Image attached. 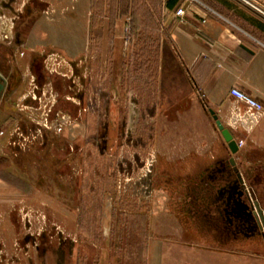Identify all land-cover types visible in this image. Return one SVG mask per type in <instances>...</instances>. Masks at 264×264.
<instances>
[{
    "label": "crops",
    "instance_id": "0c3cea01",
    "mask_svg": "<svg viewBox=\"0 0 264 264\" xmlns=\"http://www.w3.org/2000/svg\"><path fill=\"white\" fill-rule=\"evenodd\" d=\"M163 2L160 9L162 26L169 29L170 66L190 88L191 100L197 101V93L201 100L202 114L196 108L186 115L179 113L177 126L184 125L186 118L187 127L193 126L194 136H216L219 131L210 114L214 111L234 139L243 141L239 152L264 153V110L254 112L230 94L231 89L238 88L264 105V16L238 0H180L171 11L164 8ZM180 8L185 11L183 17L176 16ZM91 22V0H54L36 17L31 33L33 54L26 55L28 63H18L6 76L2 72L10 88L4 97L3 111L19 119L23 114L29 120L64 124L67 137L84 128L81 121L89 106L85 101L87 77L82 64L87 62L90 51ZM106 24L111 43L102 55L110 52L112 64H119L122 75L125 48L123 42L119 51L113 46L122 40L125 24L119 18L113 34L109 32L108 18L103 21V31ZM39 57L46 58L45 69L38 66L37 76L31 77V63ZM167 68L165 72L171 69ZM29 76L36 82L34 87L27 80ZM201 120L203 127H198ZM223 146L224 143L218 151H212L211 145L204 146L198 154V172L191 171L168 182L179 196V203L183 201L180 208L152 209L147 212L149 225L146 220L139 224H132L131 220L119 223L117 217H126V211L105 208L101 229L96 235L92 233L90 239H86L89 229L79 223L81 214H90L87 208L58 206L49 191L35 190L45 183L42 176L35 181L29 174L24 181L0 178V264H88L89 259L91 264H264L259 235L234 228L241 217L233 218L235 215L225 206L229 196L224 191L227 182L221 176L207 177L228 159ZM49 150L43 149L46 153ZM36 157L35 151L26 163L41 161H36ZM234 159L244 162V158ZM195 173L197 176L191 180ZM26 182L34 189L26 190ZM185 183L187 194L180 196ZM262 186L264 189V182ZM260 197L264 209V193ZM230 217L233 224L228 227L225 221ZM85 242L93 255L83 250ZM80 251L85 259L79 257Z\"/></svg>",
    "mask_w": 264,
    "mask_h": 264
},
{
    "label": "rangeland",
    "instance_id": "374dc122",
    "mask_svg": "<svg viewBox=\"0 0 264 264\" xmlns=\"http://www.w3.org/2000/svg\"><path fill=\"white\" fill-rule=\"evenodd\" d=\"M52 1L54 0H0V54H5L6 58L12 61V64L5 62L3 65L0 62L1 71L5 76L8 70L10 73L12 67L18 63H28L26 55L32 53L30 49L33 47L31 42L33 22L49 8ZM246 1L264 11V3L256 0ZM250 5L247 6L251 8ZM157 12L158 26L152 33L154 40L146 43L142 50L139 48L140 51L133 45L135 39L133 41L129 36L130 16L120 17L125 24L122 40H117L118 43L116 42L113 47L118 49L123 42L127 53L128 68L122 75L119 64L118 67L116 64L118 61L115 62L116 66L112 64L110 52L108 55L105 53L102 55L103 49L107 50L108 44L111 43L106 35L108 25L106 24L103 31L98 23L95 24L87 62L82 64L84 76L87 77L84 90L86 89L85 101L89 109L81 121L84 128L78 130L74 136H66L64 124L29 120L23 114L19 119L11 116V112L3 111L6 105L4 97L10 88L0 100V178L4 177L11 181L17 178L24 181L29 174L30 179L35 181L42 176L45 183L35 190L49 191L55 200L57 199L58 206L65 204L73 209L87 208L90 214L84 217L83 223H80L89 229L86 231L89 236H92V233L96 235L99 227L101 229V213L105 208L126 211V217H117L119 223L131 220L132 224H139L140 220L142 223L146 220L148 225L151 218L147 212L152 209L180 208L179 205H182L183 201L179 203V196L176 191L173 192L172 183L168 186V182L172 181L173 177L187 175L188 172L195 170L198 172L200 162L198 154L202 152L204 146L211 145L212 151L215 149L218 151L224 143L223 148L228 151V158H244L243 163L235 165L241 168L247 188L248 186L255 188L257 195L260 196L264 193L262 186L264 153L250 154L240 151L237 155H232L220 132L217 131L219 134L216 136L210 133V136L205 138L194 136L191 128L193 126H189L190 129L187 127L186 118L184 125L177 126L179 121L175 120L179 113L186 115L195 108L196 112H202L201 100L198 99V93L197 101L191 100L190 88L186 87L173 66H170L172 61L168 60L167 45L169 29L162 26L160 7H157ZM104 15L105 13H97L98 19ZM103 37H106V40ZM112 45L110 44V48ZM11 56H14L12 60ZM45 60L46 58L39 57L38 60L30 62L31 77L37 76L38 66L41 65L45 69ZM140 65L145 66L140 68ZM167 67L171 69L165 72L164 68L168 69ZM31 77L29 76L27 80L34 87L36 82L34 83ZM110 96L113 97L109 98ZM57 109H60L59 105ZM113 111L116 112V118H113ZM22 125L29 129V137L37 133L38 138L25 141L22 137ZM197 126L203 127V120L198 122ZM108 128L114 129V136L107 137ZM41 129L44 130L43 135H47V148L51 149V152L49 150L46 153L40 149L44 142L38 135ZM188 129L191 131L188 132ZM51 131L54 132L53 135ZM20 141L23 144H19ZM142 143H146V146ZM64 145L67 146L66 157L61 150ZM29 148L30 151L33 149L32 153L37 152L38 160L41 161L26 163L31 153L28 156L23 154ZM194 152L197 156L195 161ZM20 160H24V163ZM196 174L198 173L193 174L190 179L193 180ZM25 185L28 191L34 189L31 183L26 182ZM184 185L180 196L187 194V185L186 183ZM175 194L177 196H174ZM92 213L94 215H91ZM259 237L261 247L264 249V234H259ZM83 246L86 254L93 255L91 247L85 243Z\"/></svg>",
    "mask_w": 264,
    "mask_h": 264
},
{
    "label": "trees",
    "instance_id": "16d2710c",
    "mask_svg": "<svg viewBox=\"0 0 264 264\" xmlns=\"http://www.w3.org/2000/svg\"><path fill=\"white\" fill-rule=\"evenodd\" d=\"M180 0H164V8L171 11L178 4ZM161 0H91V11H92V22H91V36H93L92 29L95 24L98 23L99 27L102 28V24L105 18L109 19V32L113 34L115 22L118 18L123 16H130V24L129 36L131 40L135 39L134 46L136 48H142L146 43L152 42L154 39L152 38V33L155 29H157V7H160ZM104 9V10H103ZM97 13H105L103 17L100 19L97 17ZM103 15V14H102ZM152 44V43H151ZM140 51V49H139ZM171 57H169V62H171ZM127 53H125V58L123 61V72L125 74L127 71ZM145 64V63H144ZM145 65H140V68ZM40 67V66H39ZM147 68L148 65H147ZM84 208V207H81ZM87 215V214H86ZM85 215V216H86ZM83 214L79 217V223L83 221ZM87 217V216H86ZM89 219V218H88ZM83 223V222H82ZM82 223H80L82 225ZM88 238L90 239L89 233L87 232ZM88 244V242H85ZM88 247H91L88 245ZM79 257L81 259H85L83 257V252L80 251ZM88 264H91L90 259L88 260Z\"/></svg>",
    "mask_w": 264,
    "mask_h": 264
},
{
    "label": "flooded vegetation",
    "instance_id": "af4514ba",
    "mask_svg": "<svg viewBox=\"0 0 264 264\" xmlns=\"http://www.w3.org/2000/svg\"><path fill=\"white\" fill-rule=\"evenodd\" d=\"M27 9L29 10V7H27ZM12 58H14V56H11V60H12ZM0 62L2 65L5 62L12 64V61H10V59L6 58L5 54H0ZM1 75H2V71H1V67H0V83L3 85V90L1 92L0 100L3 98V95L8 90V82H6L5 79H3ZM33 129L34 128H31V130H33ZM21 131H23L22 137H24L25 141L27 139L33 140V139L38 138V136H36L37 133H34V134H32V137H29V129L28 128L22 129ZM43 131L39 132L40 134L38 133V135L41 136L42 139H44V142L42 143V147L40 148L41 150L45 149L48 146L47 135H45V134L43 135ZM114 134H115L114 129L108 128L107 137H110L111 135L114 136ZM107 141L109 144V142H110L109 139ZM21 142L22 141H20L19 144H23V142L22 143ZM19 149L20 148H18V150ZM61 150L65 153L64 155L66 157L67 146L64 145L63 147H61ZM20 151H21V149H20ZM25 151H26V149H25ZM32 152H33V149L30 151V148H29L27 150V152L23 155L28 156ZM21 159H23V157H21ZM37 159H38V157H37ZM20 162L24 163V160H20ZM235 163H237L236 159L228 158L227 160H225V162L221 163L222 167L220 169H217L216 171L212 172L211 174H207V177L213 178V175L221 176L220 178L223 181L227 182L226 183L227 186L224 189V191H226L227 194L231 191L232 192L235 191L236 193L244 192L243 199L246 201V203L249 204V206L251 207V211H253L254 213H255V211H254L253 204H256L257 214L255 213V221L252 218L251 219L250 218H246V219L243 218L240 220L241 222L237 220L238 223L236 226H234V228H236L237 231L239 230V228L240 229L242 228V230H240V231L242 233H245L248 235H255V236H257L259 234L262 235V234H264V209L260 205L259 195H257L255 188H253L251 186H248V188H247V183H246V180L243 176L242 170L238 165H235ZM215 178H218V177H215ZM256 179L257 178L255 177V182L257 181ZM227 200H228V195L225 199V202H224L225 204L227 203ZM232 217L235 218L237 216H232ZM225 223L228 227H231L230 225L233 224L231 217L227 218Z\"/></svg>",
    "mask_w": 264,
    "mask_h": 264
},
{
    "label": "water",
    "instance_id": "95a60500",
    "mask_svg": "<svg viewBox=\"0 0 264 264\" xmlns=\"http://www.w3.org/2000/svg\"><path fill=\"white\" fill-rule=\"evenodd\" d=\"M3 90V85L0 83V96ZM210 114L215 121L216 129L220 132L223 137L229 151L232 155H236L239 152V146L237 141L234 139L231 132L225 128L222 122L218 119V116L214 111H210ZM244 192L236 193L235 191L229 192L227 203L225 204L227 209L231 210V213L235 214L237 217L243 218H252L255 221V213L251 211V207L248 203L243 199ZM256 206V204H254Z\"/></svg>",
    "mask_w": 264,
    "mask_h": 264
},
{
    "label": "built area",
    "instance_id": "2783aa9c",
    "mask_svg": "<svg viewBox=\"0 0 264 264\" xmlns=\"http://www.w3.org/2000/svg\"><path fill=\"white\" fill-rule=\"evenodd\" d=\"M240 1L244 2L247 5H250L249 2L246 1V0H240ZM251 8L259 11L264 16V11L259 10L255 6H251ZM184 15H185V11L182 8L177 10V12H176V16L177 17H183ZM230 94L237 101L245 104L250 110H252L254 112L260 113V112H262L264 110V105H263L262 102H260L257 99L251 97L250 95L246 94L245 92L241 91L238 88L231 89ZM40 131L42 132L43 130L41 129ZM237 143H238L239 148L242 147V145H243V141L242 140L238 141ZM253 207H254L255 213L257 214V209H256V206L254 204H253Z\"/></svg>",
    "mask_w": 264,
    "mask_h": 264
}]
</instances>
